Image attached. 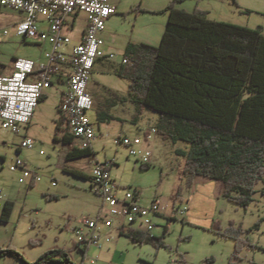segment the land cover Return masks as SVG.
Instances as JSON below:
<instances>
[{
    "label": "rangeland",
    "instance_id": "374dc122",
    "mask_svg": "<svg viewBox=\"0 0 264 264\" xmlns=\"http://www.w3.org/2000/svg\"><path fill=\"white\" fill-rule=\"evenodd\" d=\"M119 1L122 3L119 11L124 13L113 20V30L130 31L136 21L163 28L168 14L162 11L173 4L187 13L206 11L213 21L255 30L261 28L264 33V0ZM143 8V11L156 14H142L140 9ZM19 13L0 5V71L15 58L35 59L40 55L37 45L24 43L12 32L4 34L18 20ZM83 23L81 18L77 22L79 33ZM90 82L99 91L95 97L102 101L109 99L105 86L129 96L128 81L114 74L102 75L96 71ZM48 94V99L37 108L28 131H23L22 135L8 132L0 123V189L4 192L1 202L10 196L15 204L12 222L5 224L0 220V249L17 250L28 262H35L48 251L63 249L75 264H81L83 254L75 248L73 231L83 218L99 215L103 200L95 191L92 179L86 180L68 171L81 169L91 175L97 163L114 161L117 165L112 166L110 175L124 188L123 191L140 190L144 207H149L156 198L162 201L163 214L154 218L156 226L152 234L163 237L166 247L156 250L151 244H136L125 235L116 233L104 250L90 249L88 257L98 258L97 264H209L207 260L211 258L215 260L212 264H229L236 243L233 239L221 238L220 234L231 223L236 229H242L241 239L246 243L238 263L264 264V182L258 184L254 201L247 208L238 207L220 195L215 183L206 186L208 183L204 177H197L195 189L189 190L183 176L186 158L177 152L179 149L187 151L189 146L183 142L175 144L159 134L154 136L149 147L151 167L144 171L142 165L130 157L128 148L115 144V141L126 135L142 137L144 130L159 127L160 115L145 110L136 124L132 121L135 111L130 115L131 103L123 115L124 122L113 121L102 126L97 109L91 110L88 116L95 124L97 134L92 142L94 155L68 161V146L54 142L56 136L62 139L66 132L65 128L58 130L56 125L60 118L59 93L53 88ZM25 136L34 145L22 150L20 156L28 169L42 178L38 183L26 178L20 169L10 171L15 164L16 147ZM180 186L184 189L180 198H176ZM182 210H187L184 216ZM258 223L259 227H256ZM126 227L132 229L136 225L126 224ZM149 228L142 227L147 232ZM0 264L22 263L9 258L1 259Z\"/></svg>",
    "mask_w": 264,
    "mask_h": 264
},
{
    "label": "trees",
    "instance_id": "16d2710c",
    "mask_svg": "<svg viewBox=\"0 0 264 264\" xmlns=\"http://www.w3.org/2000/svg\"><path fill=\"white\" fill-rule=\"evenodd\" d=\"M162 12L168 14V21L161 44L130 43L124 54L129 63L114 69L117 77L129 83V98L136 110L134 122H139L145 110L159 114L157 134L189 146L187 151H177L186 158V187L193 189L197 177L219 181L224 185V198L247 208L258 184L264 182V33L261 28L213 21L206 11L187 13L173 4ZM107 92L111 101H126L116 91ZM44 100L43 96L40 103ZM63 124L65 119L60 117L58 130L65 128ZM65 130L62 139L55 137V143L73 144L75 138ZM92 155V148L74 145L67 160ZM150 167L142 165L144 171ZM68 172L91 179L83 172ZM183 189H177L176 198ZM12 211L13 204L7 202L1 220L7 223ZM121 234L156 250L166 247L163 237L147 232L131 229ZM242 234L233 223L220 234L236 243L229 264H239L246 245ZM9 258L22 264H75L63 249L48 251L35 262L26 261L17 250L0 249V260ZM214 261L207 260L209 264Z\"/></svg>",
    "mask_w": 264,
    "mask_h": 264
},
{
    "label": "built area",
    "instance_id": "2783aa9c",
    "mask_svg": "<svg viewBox=\"0 0 264 264\" xmlns=\"http://www.w3.org/2000/svg\"><path fill=\"white\" fill-rule=\"evenodd\" d=\"M2 7L11 8L26 14L25 18L15 27V34L26 41L39 44L44 49L46 61H36L24 57L17 58L13 63L14 72L10 76L0 77V123L3 129L15 135H22L32 122L43 93L52 86V78L64 64H70L72 74L68 79V90L63 95L59 113L65 119L69 133L78 140L81 148H92L96 139V130L88 113L94 110L95 103L89 92V84L95 65L99 59L116 60L113 53L103 52L104 42L100 34L104 33L107 21L117 11L110 0H0ZM78 13L87 16V29L83 42L71 53L64 48L71 43L67 34L68 21ZM11 28L4 31L8 35ZM122 65L129 61L124 57ZM156 128L144 131L142 137L121 136L118 143L129 150L130 157L144 166L151 165L152 152L149 145ZM28 137L22 138L17 149L15 164L10 171L22 170L26 178L41 182L37 172L29 170L26 162L21 159V150L31 149L34 142ZM114 161L95 166L91 179L97 194L102 198V207L98 216L83 218L74 229L76 248L85 255L82 264H97L98 258H89V250L94 248L102 251L106 243L112 242L114 236L108 231L115 227L121 232H128L126 224L136 225L132 228L141 231L142 227H150L152 234L155 229L153 218L163 214L162 201L156 198L150 207L139 204V193L126 189L124 196H119L122 189L113 180L110 171ZM2 190L0 189V196ZM3 203L0 201V208ZM187 210H182L185 215Z\"/></svg>",
    "mask_w": 264,
    "mask_h": 264
},
{
    "label": "crops",
    "instance_id": "0c3cea01",
    "mask_svg": "<svg viewBox=\"0 0 264 264\" xmlns=\"http://www.w3.org/2000/svg\"><path fill=\"white\" fill-rule=\"evenodd\" d=\"M110 2H111V5L116 8L117 13L107 21L106 29H105L104 33L100 34V37L102 38V40L104 42V46H103V49H102L103 52L105 54L113 53V54H115L117 56V58L114 61H108L107 59H102V58L97 61V64L95 65L93 72L95 73L96 71L97 72L99 71L102 75H104V74H114V75H116L114 73V69L116 67L118 68V67H120L122 65L121 60H122V58H124L125 50L127 49V46L130 43H133V44L145 43V44L152 45V46H159V42L161 44L160 40H162V36H164L165 29H166V26L162 28L161 26L151 25L149 23H141V24H139L136 21L135 25L133 26V28L130 31L123 32V31H119L118 28H115L113 30L111 28V24H112L113 20L117 16H119L120 14H122L124 12L119 11L118 7L122 4L119 0H110ZM143 10H144V8L140 9V13H142V14H151V15L156 14V12L155 13H149V12L143 11ZM25 16H26L25 13H23V12L19 13L18 20L15 22L14 25H11V31L9 32V34L12 32V34H14V36L16 38L22 39V41L24 43L29 44V43H32V42L26 41L25 39H23L21 37H18L15 34V27L25 18ZM80 18L84 21L81 33H79L78 30L76 29L77 22H78V20ZM86 18H87V16H86L85 13H78L76 16L71 17L69 19L67 34L71 37V43L64 48L65 53H67V54L71 53V51L74 48H76L77 46H79L83 42L84 34H86V29H87V19ZM32 44L38 46V48L40 49V55L37 58H35V59L26 58V57H24V58L34 60V61H36L37 64L44 63L46 61V58H45L43 47L41 45H39V44H36V43H32ZM16 59L17 58H15L13 60V62H10L7 68H4L3 70L0 71V77L8 76V75L11 76L13 74V72H14L13 63L15 62ZM71 74H72V68H71L70 64L62 65L60 70H59V72L57 74L55 73V75L52 78V86L49 89H47L45 91V93H43V96L45 97V99H48L49 91L51 89L55 88L57 90V92L59 93L58 94V100H59V105L58 106H59V109H60V103L62 101L63 95L68 90V79H70V75ZM99 86H101V85H99ZM104 88L116 91V93H118V94L122 95L123 97H125L126 101L123 102V103H116L115 101H111L110 99L105 100V101H102L101 99H97L95 96L99 93V91L96 88H94L93 86H91V82H90L88 89H89V92L91 93V96H92V98L94 100V103H95V108L94 109H97V118H98L99 123L101 124L100 126L105 125V124H110L113 121H115V122L116 121L124 122L126 119L124 118L123 115L128 111V109H130V107H131L130 103L133 106V107H131L133 109H132V112L130 113V115L131 116L133 115V112L136 111L135 110V106L133 105V103L131 102L129 96L126 93H124L122 91H118L115 88H111V87H106L105 86ZM40 105H41V103L39 104V106ZM39 106H38V108H39ZM109 107H111L110 110H108ZM36 111H37V109H36ZM35 115H36V113H35ZM110 115H112L114 117V120H111V121L107 120L108 116H110ZM60 117H62V116L60 115ZM132 121L134 122L133 118H132ZM63 127L66 128V122H65V124H63ZM25 131H28V127L26 128ZM144 131H146V130H144ZM143 134H144V132H143ZM25 137H27V136H25ZM25 137H23V138H25ZM119 138L120 137H118L116 139L115 144L119 145V143H118ZM78 143H76L75 140H74L73 144H71V145L67 144V146L69 148V151L72 150L74 145L77 146ZM150 145H151V143L149 145H146V148H149ZM18 147H19V145H17L16 149H18ZM92 150L94 152L93 144H92ZM21 153H20V155H21ZM81 159H83V158H81ZM78 160H80V159H78ZM115 165H117V163ZM76 171L83 172V170H81V169H78ZM83 174H86V173H83ZM87 176H89L91 178V175L88 174ZM114 181L116 182V180H114ZM206 181L208 183L206 186H209L212 182L215 183V185H217L218 188H219V190H218L219 194L223 196L224 185L221 182L212 181V180H208V179H206ZM203 183H204V181H203ZM196 184L197 183H196V179H195V185L193 187L194 189H195ZM204 184H206V182ZM121 188H122V186H121ZM123 190H124V188H122L119 191V196L120 197L124 196V191ZM3 196H4V192L2 191V195L0 196V201L2 200ZM191 197H190V199H191ZM7 202L13 204V211L11 213L9 221L7 223H5V222H3L1 220V214L4 211V207H5ZM153 202H154V200L152 201V203ZM2 203H3V207L0 208V212H1L0 213V220H1L2 223L10 224L12 222V218H13L12 216H13V214L15 212V204L10 199V196L5 197L4 202H2ZM152 203L149 204V207L151 206ZM139 204L143 205L142 201H141V193H139ZM189 204H190V200H189ZM160 216H162V215H160ZM153 220H154V218H153ZM141 231L142 232H147V231H144L142 229V227H141ZM109 232L113 236L116 233L117 234H121L117 227H115L112 231L111 230L108 231L107 233H109ZM147 233H150V230ZM75 248H76V246H75ZM78 251L80 252V250H78ZM80 253H82V252H80ZM82 259L83 260L81 261V264H82L83 261H85V255L84 254H83Z\"/></svg>",
    "mask_w": 264,
    "mask_h": 264
},
{
    "label": "bare ground",
    "instance_id": "6f19581e",
    "mask_svg": "<svg viewBox=\"0 0 264 264\" xmlns=\"http://www.w3.org/2000/svg\"><path fill=\"white\" fill-rule=\"evenodd\" d=\"M149 230H150V228H149Z\"/></svg>",
    "mask_w": 264,
    "mask_h": 264
}]
</instances>
